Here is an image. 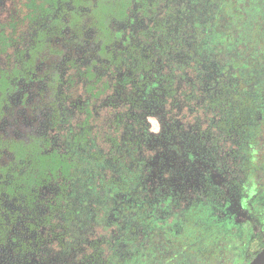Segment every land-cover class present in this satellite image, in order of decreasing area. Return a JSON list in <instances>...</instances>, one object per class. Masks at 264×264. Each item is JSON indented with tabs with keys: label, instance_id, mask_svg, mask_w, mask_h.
Segmentation results:
<instances>
[{
	"label": "flooded vegetation",
	"instance_id": "1",
	"mask_svg": "<svg viewBox=\"0 0 264 264\" xmlns=\"http://www.w3.org/2000/svg\"><path fill=\"white\" fill-rule=\"evenodd\" d=\"M219 3L52 0L17 43L0 34V264H93L94 240L108 250L127 225L141 240L177 218L198 240L185 264L259 255L264 51L239 65L220 43ZM120 163L144 165L135 193L93 187L97 167ZM128 202L148 219L120 220Z\"/></svg>",
	"mask_w": 264,
	"mask_h": 264
},
{
	"label": "trees",
	"instance_id": "2",
	"mask_svg": "<svg viewBox=\"0 0 264 264\" xmlns=\"http://www.w3.org/2000/svg\"><path fill=\"white\" fill-rule=\"evenodd\" d=\"M219 4L221 10L217 22L220 23V43L237 52L239 65L249 63V59L255 56L260 58L259 54L264 51V0H220ZM143 167V164L128 163L106 165L108 173L106 169L103 170L106 173H102L101 168L97 167L98 175L93 187L125 190L133 194L139 189L138 180ZM115 207L114 205L109 211V217L117 215ZM145 211L147 207L141 203L135 205L134 202H128L118 214H130L132 219L142 222L144 218L148 219ZM123 218L125 216L120 220H124ZM185 221L177 218L176 226L172 224L170 228L168 226L171 224H156L146 229L141 240L137 236H131L129 225L125 226L114 242L109 239L108 264H185L183 252L186 246L193 245L192 252L198 247V240L185 241L182 231ZM122 225L118 224L120 227ZM175 257H180V261L177 262Z\"/></svg>",
	"mask_w": 264,
	"mask_h": 264
},
{
	"label": "rangeland",
	"instance_id": "3",
	"mask_svg": "<svg viewBox=\"0 0 264 264\" xmlns=\"http://www.w3.org/2000/svg\"><path fill=\"white\" fill-rule=\"evenodd\" d=\"M52 0H9L7 3L6 12L0 16V34L3 40V43L8 45L10 43H17L21 38L23 33V29L26 24H30L31 20L37 15L41 7H46L48 2ZM164 91L163 85H157V87L152 90L157 97L160 93ZM158 120V119H157ZM156 126L154 127L157 131H159L160 124L156 121ZM168 150V149H167ZM169 151V150H168ZM166 157V158H165ZM167 157L169 159H167ZM172 163L168 152L165 151L161 153V159L154 164L156 166V177L157 179L162 180V184L166 181L165 175L168 173L167 169L173 168L170 164ZM154 166V167H155ZM176 167L181 168L180 163L175 164ZM163 172V174L161 173ZM176 174V179L182 175L180 169L173 171ZM165 179V180H164ZM175 179V178H174ZM149 182H147V185ZM93 247L95 250L94 256L95 260L93 264H101L105 263L109 258L107 257L109 254L108 250H103L104 243L99 240L93 241ZM176 261H180V257H175ZM108 262V261H107Z\"/></svg>",
	"mask_w": 264,
	"mask_h": 264
},
{
	"label": "water",
	"instance_id": "4",
	"mask_svg": "<svg viewBox=\"0 0 264 264\" xmlns=\"http://www.w3.org/2000/svg\"><path fill=\"white\" fill-rule=\"evenodd\" d=\"M251 264H264V249L259 253V255L253 260Z\"/></svg>",
	"mask_w": 264,
	"mask_h": 264
}]
</instances>
